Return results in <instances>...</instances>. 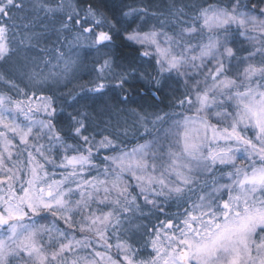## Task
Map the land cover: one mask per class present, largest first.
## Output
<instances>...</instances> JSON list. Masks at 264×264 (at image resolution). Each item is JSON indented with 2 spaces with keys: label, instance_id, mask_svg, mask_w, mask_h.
Returning a JSON list of instances; mask_svg holds the SVG:
<instances>
[{
  "label": "snow or ice",
  "instance_id": "obj_1",
  "mask_svg": "<svg viewBox=\"0 0 264 264\" xmlns=\"http://www.w3.org/2000/svg\"><path fill=\"white\" fill-rule=\"evenodd\" d=\"M0 264H264V0H0Z\"/></svg>",
  "mask_w": 264,
  "mask_h": 264
},
{
  "label": "trees",
  "instance_id": "obj_2",
  "mask_svg": "<svg viewBox=\"0 0 264 264\" xmlns=\"http://www.w3.org/2000/svg\"><path fill=\"white\" fill-rule=\"evenodd\" d=\"M86 63H89L90 64V59L89 60H86Z\"/></svg>",
  "mask_w": 264,
  "mask_h": 264
}]
</instances>
